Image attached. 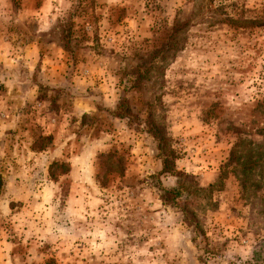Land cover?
<instances>
[{"label":"rangeland","instance_id":"374dc122","mask_svg":"<svg viewBox=\"0 0 264 264\" xmlns=\"http://www.w3.org/2000/svg\"><path fill=\"white\" fill-rule=\"evenodd\" d=\"M0 179V264H264V0H0Z\"/></svg>","mask_w":264,"mask_h":264},{"label":"trees","instance_id":"16d2710c","mask_svg":"<svg viewBox=\"0 0 264 264\" xmlns=\"http://www.w3.org/2000/svg\"><path fill=\"white\" fill-rule=\"evenodd\" d=\"M112 115L114 117L118 118V119H126L129 124H132V122L133 123L136 122L135 116L133 114H131V112H129V110L127 108L126 109H122L121 106H117L116 110L113 111ZM237 147H238V145H237ZM159 155H160V153H159ZM161 163H162V167H161V170H160L159 174L167 173L168 175H171V176L176 177V178H179L180 176H182L181 174L177 173L176 171L168 169V167L166 166V159L162 155V153H161ZM1 187H2V182H1V179H0V190H1ZM159 190H160L159 191V199H160V201L162 203H164V204H167V205H172V202L180 194L178 189H170V190L159 189ZM182 214L185 216V218L192 219L191 218V214L187 213V211H183Z\"/></svg>","mask_w":264,"mask_h":264}]
</instances>
